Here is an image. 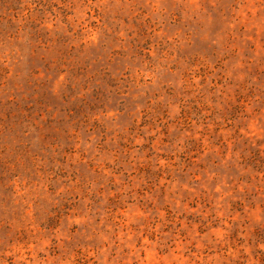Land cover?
I'll return each instance as SVG.
<instances>
[{"label":"rangeland","instance_id":"1","mask_svg":"<svg viewBox=\"0 0 264 264\" xmlns=\"http://www.w3.org/2000/svg\"><path fill=\"white\" fill-rule=\"evenodd\" d=\"M0 264H264V0H0Z\"/></svg>","mask_w":264,"mask_h":264}]
</instances>
